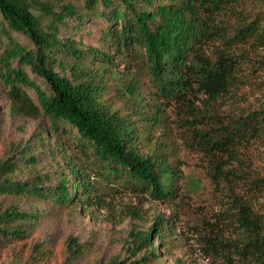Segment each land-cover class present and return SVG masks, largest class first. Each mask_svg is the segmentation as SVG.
Segmentation results:
<instances>
[{
  "label": "trees",
  "instance_id": "obj_1",
  "mask_svg": "<svg viewBox=\"0 0 264 264\" xmlns=\"http://www.w3.org/2000/svg\"><path fill=\"white\" fill-rule=\"evenodd\" d=\"M247 0H0V35L25 36L29 44L11 39L0 48V78L11 111L17 115L44 116L50 138L60 140L61 126H70L87 144L103 178L148 191L159 201L177 197L179 169L171 160L172 144L167 111L174 110L182 138L209 162L208 174L216 188L231 198L236 222L245 234L238 251L255 264H264V208L253 203L264 198V167L253 168L242 149L256 142L264 145V108L223 112L219 101L244 84L247 75L234 46L264 47V17L248 21L238 9ZM264 2V0H258ZM98 17L107 26L98 47L61 37V28L75 22L79 28ZM218 44L220 47L212 45ZM43 80L46 89L31 77ZM59 68V69H57ZM34 91L37 103L30 94ZM111 92L127 108L113 111L105 97ZM203 98H206L204 100ZM202 103V107L197 106ZM163 128L165 141H155ZM143 147L146 150L143 151ZM58 183L45 189L41 182L16 181L15 158L0 163V194L52 199L54 204H74L89 212L95 184L91 163L63 147ZM238 162L241 174L227 169ZM247 184L238 190L237 184ZM35 218L18 206L0 205V240L22 238L26 221ZM157 217L150 229L137 234L131 256L145 249L143 257L112 258L105 264H144L160 259L153 233L164 238ZM74 253H79L75 242Z\"/></svg>",
  "mask_w": 264,
  "mask_h": 264
},
{
  "label": "rangeland",
  "instance_id": "obj_2",
  "mask_svg": "<svg viewBox=\"0 0 264 264\" xmlns=\"http://www.w3.org/2000/svg\"><path fill=\"white\" fill-rule=\"evenodd\" d=\"M63 3L81 4V0H60ZM249 16L248 21L264 17V2L247 0L238 6ZM107 23L93 17L81 27L61 28V37H72L82 41L85 47H98L102 31ZM0 35V48L4 49L14 41L29 44L25 36ZM252 43V42H251ZM236 45L231 52L240 57L246 82L227 93L219 101L225 112L256 111L264 108V47L253 44ZM220 47V45H212ZM59 69V68H57ZM30 77L46 89L43 80L26 68ZM9 89L0 78V163L15 158L18 166L16 181L41 182L45 189L54 187L59 178L57 170L62 169V158L55 146L63 147L77 156L80 163L89 164V174L95 184V198L89 212L74 204L61 207L52 199L33 196L0 194L3 208L18 206L21 212L33 214L35 218L26 221L22 238L0 240V264H105L114 257L131 260L143 257L145 249L131 256L135 235L152 227L157 217L162 219L159 228L164 238L153 233L152 242L157 247L160 259H150L144 264H255L239 255L245 234L236 222L231 198L219 191L208 174V159L185 143L183 129L176 123L174 110L167 111V125L172 129L171 160L179 169L177 197L159 201L143 189L134 188L124 182L103 178L102 172L93 160V152L80 141L78 133L70 126H61L60 140L49 138L44 131L50 122L44 116H21L11 111V102L6 93ZM37 103V95L30 91ZM113 111L127 114V108L109 92L105 97ZM206 100V98H203ZM202 107L201 102H197ZM164 129L156 128L155 141H165ZM143 151L146 150L143 147ZM253 168L264 167V145L252 143L241 153ZM227 169L241 174L238 162ZM238 190L247 188L242 182ZM253 203L264 208V198L257 196ZM78 242L79 253H74Z\"/></svg>",
  "mask_w": 264,
  "mask_h": 264
}]
</instances>
